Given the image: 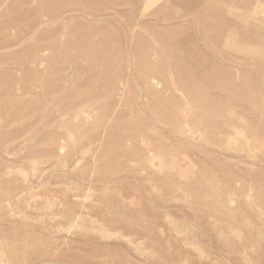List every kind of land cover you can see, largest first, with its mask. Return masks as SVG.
<instances>
[{"label":"rangeland","instance_id":"374dc122","mask_svg":"<svg viewBox=\"0 0 264 264\" xmlns=\"http://www.w3.org/2000/svg\"><path fill=\"white\" fill-rule=\"evenodd\" d=\"M0 264H264V0H0Z\"/></svg>","mask_w":264,"mask_h":264}]
</instances>
